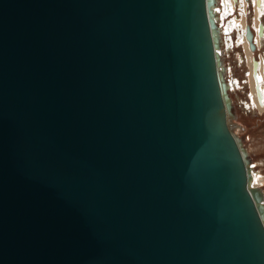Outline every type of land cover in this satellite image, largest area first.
Returning <instances> with one entry per match:
<instances>
[{
	"label": "water",
	"instance_id": "1",
	"mask_svg": "<svg viewBox=\"0 0 264 264\" xmlns=\"http://www.w3.org/2000/svg\"><path fill=\"white\" fill-rule=\"evenodd\" d=\"M217 4L0 0V264H264Z\"/></svg>",
	"mask_w": 264,
	"mask_h": 264
},
{
	"label": "rangeland",
	"instance_id": "2",
	"mask_svg": "<svg viewBox=\"0 0 264 264\" xmlns=\"http://www.w3.org/2000/svg\"><path fill=\"white\" fill-rule=\"evenodd\" d=\"M240 1H243L241 4H244V6L238 3L233 9V14H228L226 17L223 15L225 11L224 0H218L219 5H217L216 9L218 22L219 25H223L221 26V30H223L222 59L226 67L225 78L229 84V93L232 101L233 129L248 152L252 167V185L259 187L264 194V106L259 104L255 98L252 78L254 60L256 59L261 63L264 62V38L260 41L257 40V36H259L258 26L260 27L261 24H264V14L260 18L255 0ZM230 21L236 22L239 29L237 28L233 32V36L230 38L232 40L229 39L232 44L230 46L231 49L225 51L224 49L228 45L226 29ZM246 24L251 25L255 33L254 42L255 46H257L254 52H250L249 43L244 42ZM261 71L260 73H264V67Z\"/></svg>",
	"mask_w": 264,
	"mask_h": 264
},
{
	"label": "bare ground",
	"instance_id": "3",
	"mask_svg": "<svg viewBox=\"0 0 264 264\" xmlns=\"http://www.w3.org/2000/svg\"><path fill=\"white\" fill-rule=\"evenodd\" d=\"M218 1V0H217ZM248 1V0H247ZM241 4L243 3V1H240V0H224V14L223 15H228V14H231L233 12V9L236 7L237 4ZM255 3H256V9L258 10V13L260 14V18H261V15L264 14V0H255ZM219 5V4H217ZM216 5V7H217ZM241 6H244V4H241ZM215 7V11L217 12V8ZM219 7V6H218ZM233 14V13H232ZM227 17V16H226ZM217 22H218V14H217ZM234 20V19H233ZM238 22V21H237ZM219 24V22H218ZM239 24V22H238ZM261 28L258 26V34L259 36H257V40H262V38H264V24H261L260 25ZM250 27V30L252 32V35H253V42H254V37H255V33L254 31L252 30V27L249 25ZM238 28V25L236 22H232L230 21L228 24H227V29H226V34H228V37H227V46H231L232 44L230 43L229 39L231 38V36H233V32ZM239 29V28H238ZM261 30V32L259 31ZM244 32H245V29H244ZM245 36V34H244ZM232 40V39H230ZM243 40V39H242ZM241 40V41H242ZM256 40V41H257ZM234 41V40H233ZM244 42L248 44V41L246 38H244ZM220 48H221V59H222V54H223V36H222V30H221V25H220ZM255 44V42H254ZM257 46V45H256ZM256 46H255V50H256ZM254 52V50H250V52ZM255 59V58H254ZM256 60V59H255ZM254 60V62H255ZM257 62V65L254 66V64L252 65V78H253V82H254V94H255V98L257 99V102L259 104H262V106H264V73H260V71L262 70V68L264 67V62L261 63V62H258V60H256ZM222 63H223V66L225 68V71L226 72V67H225V64L223 62V59H222ZM262 72V71H261ZM225 75V73H224ZM225 83L227 84V96L230 97V93H229V84L227 83L226 81V78H225ZM236 85V84H235ZM231 100V98H230ZM229 100V101H230ZM224 106H225V103L223 102ZM230 111L232 110V101H231V106H230ZM232 113H230V115H228V118H229V122H228V126L230 128V130L232 131V133L235 135V136H238L236 134V132L234 131L233 127H234V122L232 121ZM252 170V167L250 165V171ZM252 175V173H251ZM249 185L250 186H253L252 185V177H250V181H249ZM259 188V187H258ZM262 191V190H261ZM262 196H263V202H264V194L262 192Z\"/></svg>",
	"mask_w": 264,
	"mask_h": 264
},
{
	"label": "flooded vegetation",
	"instance_id": "4",
	"mask_svg": "<svg viewBox=\"0 0 264 264\" xmlns=\"http://www.w3.org/2000/svg\"><path fill=\"white\" fill-rule=\"evenodd\" d=\"M220 7H221V4H220ZM217 8V7H216ZM221 26H223L222 24H221ZM251 26V25H250ZM223 31V30H222ZM227 40V39H226ZM233 46H235V45H233ZM233 48V47H232ZM231 48L230 47H228L227 46V48L226 49H224L225 51H229Z\"/></svg>",
	"mask_w": 264,
	"mask_h": 264
}]
</instances>
